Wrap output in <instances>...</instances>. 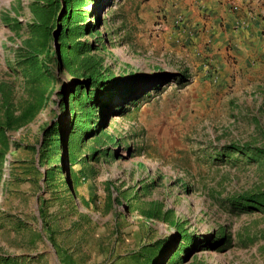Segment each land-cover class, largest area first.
Instances as JSON below:
<instances>
[{"label": "rangeland", "instance_id": "obj_1", "mask_svg": "<svg viewBox=\"0 0 264 264\" xmlns=\"http://www.w3.org/2000/svg\"><path fill=\"white\" fill-rule=\"evenodd\" d=\"M186 3L101 0L108 49L98 55L116 77L141 84L140 98L111 114L71 165L47 151L45 131L66 122L61 94L73 80L57 70L38 90L37 116L0 145V264H65L48 234L75 264H151L167 241L169 255L185 248L181 264H264V208L241 200L264 195V156L250 155L264 150V65L243 72L231 45L228 61L207 43L189 47L200 35L169 26L187 21L172 16ZM36 6L0 0V120L5 92L15 116L37 101L19 61Z\"/></svg>", "mask_w": 264, "mask_h": 264}, {"label": "trees", "instance_id": "obj_2", "mask_svg": "<svg viewBox=\"0 0 264 264\" xmlns=\"http://www.w3.org/2000/svg\"><path fill=\"white\" fill-rule=\"evenodd\" d=\"M35 1L37 5L43 3V6H36L33 10L35 22L31 26L32 36L19 61L27 87L35 92L37 101L28 105L22 114L15 116L16 109L11 103V94H3L4 118L0 120V145L3 150L6 149L7 132L34 120L44 102L43 95L39 99L38 90L57 79V70H60L73 80V88L68 92L69 95L66 92L61 94V111L66 122H58L45 131V147L48 152L52 149L57 152V157H60L58 162H63V155L66 154L73 165L76 161L75 151L100 136V131L104 130L111 114H123V105L136 103L142 87L135 81H123L116 77L104 66V58L98 55L99 51L108 49L106 35L102 31L103 24L97 13L101 0ZM88 8L90 10L85 11ZM85 37L90 39H84ZM52 42H56L58 49L51 47ZM73 100L75 106L72 107ZM233 149L240 152L242 150L236 147ZM245 152H250L248 147ZM250 155L253 161H257L264 156V150L258 149ZM58 174L61 179H67L65 171L60 170ZM241 200L248 208H264V195H253ZM189 237L186 233L181 235L182 240H189ZM48 239L62 254L63 263L75 264L72 257L61 253L51 234H48ZM168 247V241L160 244L157 252L159 251L160 257L164 256L163 259L158 262L150 259L149 263L181 264L185 248L179 245L169 255Z\"/></svg>", "mask_w": 264, "mask_h": 264}, {"label": "crops", "instance_id": "obj_3", "mask_svg": "<svg viewBox=\"0 0 264 264\" xmlns=\"http://www.w3.org/2000/svg\"><path fill=\"white\" fill-rule=\"evenodd\" d=\"M181 1L190 2L186 4L191 6L183 4L182 12L173 11L172 16L175 21L181 16L187 21L181 24L169 22V26L171 31L184 30L200 35L199 42H186L189 47L204 48L207 43L212 57L217 61H228L224 48L231 45L243 72H255L264 65V0ZM203 35L208 36L207 41L202 39Z\"/></svg>", "mask_w": 264, "mask_h": 264}]
</instances>
